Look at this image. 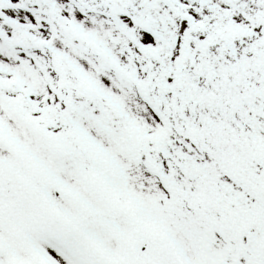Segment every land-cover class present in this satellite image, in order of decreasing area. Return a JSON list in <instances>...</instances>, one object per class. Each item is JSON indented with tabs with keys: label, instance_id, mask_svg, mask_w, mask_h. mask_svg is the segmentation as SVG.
Returning a JSON list of instances; mask_svg holds the SVG:
<instances>
[{
	"label": "snow or ice",
	"instance_id": "snow-or-ice-1",
	"mask_svg": "<svg viewBox=\"0 0 264 264\" xmlns=\"http://www.w3.org/2000/svg\"><path fill=\"white\" fill-rule=\"evenodd\" d=\"M0 264H264V0H0Z\"/></svg>",
	"mask_w": 264,
	"mask_h": 264
}]
</instances>
